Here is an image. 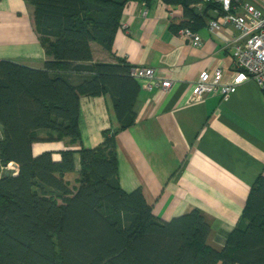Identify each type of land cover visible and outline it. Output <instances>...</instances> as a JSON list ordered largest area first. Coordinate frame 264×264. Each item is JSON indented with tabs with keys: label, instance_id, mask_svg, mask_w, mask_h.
<instances>
[{
	"label": "trees",
	"instance_id": "1",
	"mask_svg": "<svg viewBox=\"0 0 264 264\" xmlns=\"http://www.w3.org/2000/svg\"><path fill=\"white\" fill-rule=\"evenodd\" d=\"M27 1L47 59L42 69L0 60V168L18 165L16 173L0 175V264H264V176L251 188L245 227L221 251L208 244L211 226L201 210L162 220L142 189L121 186L116 135L136 123L141 84L126 59L95 62L92 44L112 51L125 6L154 0ZM163 1L183 8L171 18L176 32L196 31L216 5ZM105 94L120 126L87 148L81 99ZM67 138L58 158L34 151L38 142ZM77 153L72 187L66 175L75 172Z\"/></svg>",
	"mask_w": 264,
	"mask_h": 264
},
{
	"label": "crops",
	"instance_id": "2",
	"mask_svg": "<svg viewBox=\"0 0 264 264\" xmlns=\"http://www.w3.org/2000/svg\"><path fill=\"white\" fill-rule=\"evenodd\" d=\"M264 7V0H259ZM34 6L27 0H0V60L44 68L47 54L37 31ZM183 14L181 6L154 0L147 6L129 2L123 11L112 51L92 44L95 62L126 59L135 67H149L169 89L141 91L135 104L136 123L116 135L119 175L127 192L142 189L155 215L162 220L199 209L211 226L210 247L223 250L237 227H245L243 212L251 188L264 176V91L254 80L241 84L227 100L217 94L193 99L202 72L222 69L224 82L235 76L231 25L212 30L220 17L213 5L196 31L202 44L172 30L171 18ZM111 95L81 99L82 144L94 148L103 132L118 129ZM69 139L38 142L36 154L69 147ZM78 147V145H75ZM80 170V155H75ZM72 174V173H71ZM69 174L66 175V179Z\"/></svg>",
	"mask_w": 264,
	"mask_h": 264
},
{
	"label": "built area",
	"instance_id": "3",
	"mask_svg": "<svg viewBox=\"0 0 264 264\" xmlns=\"http://www.w3.org/2000/svg\"><path fill=\"white\" fill-rule=\"evenodd\" d=\"M200 4H216L219 7L220 17L210 22L212 30H222L226 25H231L236 31L231 41L235 76L231 81L224 82L222 69L202 72L193 99L210 93L227 100L241 84L249 80L256 81L264 89V7L259 6V0H200ZM180 33L194 46L202 44V37L197 31L185 28ZM132 75L147 81L145 86L149 91L156 87H172V80L157 76L154 68L135 67ZM1 168L14 170V173L18 171L14 163Z\"/></svg>",
	"mask_w": 264,
	"mask_h": 264
},
{
	"label": "rangeland",
	"instance_id": "4",
	"mask_svg": "<svg viewBox=\"0 0 264 264\" xmlns=\"http://www.w3.org/2000/svg\"><path fill=\"white\" fill-rule=\"evenodd\" d=\"M78 176H79V172L78 173L73 172L72 174L68 175L67 179L70 181L72 187L76 185Z\"/></svg>",
	"mask_w": 264,
	"mask_h": 264
},
{
	"label": "water",
	"instance_id": "5",
	"mask_svg": "<svg viewBox=\"0 0 264 264\" xmlns=\"http://www.w3.org/2000/svg\"><path fill=\"white\" fill-rule=\"evenodd\" d=\"M14 165H15V167L16 168H18V165L17 164H15L14 163ZM14 173V170H11V169H5V170H2V168H0V175H6V176H8V175H11V174H13Z\"/></svg>",
	"mask_w": 264,
	"mask_h": 264
}]
</instances>
